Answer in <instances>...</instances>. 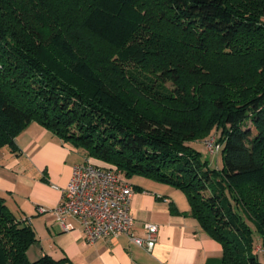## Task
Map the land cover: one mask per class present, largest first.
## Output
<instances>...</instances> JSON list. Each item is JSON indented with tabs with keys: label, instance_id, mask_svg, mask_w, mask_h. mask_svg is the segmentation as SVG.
Masks as SVG:
<instances>
[{
	"label": "trees",
	"instance_id": "1",
	"mask_svg": "<svg viewBox=\"0 0 264 264\" xmlns=\"http://www.w3.org/2000/svg\"><path fill=\"white\" fill-rule=\"evenodd\" d=\"M33 121L183 191L220 264H264V0H0V148ZM215 129L221 169L192 145ZM37 240L0 196V264H73Z\"/></svg>",
	"mask_w": 264,
	"mask_h": 264
},
{
	"label": "crops",
	"instance_id": "2",
	"mask_svg": "<svg viewBox=\"0 0 264 264\" xmlns=\"http://www.w3.org/2000/svg\"><path fill=\"white\" fill-rule=\"evenodd\" d=\"M16 143V151L9 146L0 148V196L36 232L38 240L28 250L30 260L48 254L55 259L67 257L73 264H220L222 245L190 214V204L180 189L142 176L129 178L135 190L132 232L144 236L145 223L157 224L154 249L148 251L128 234L86 242L77 218L68 217L64 226L56 215L38 213L37 207L59 203L61 189L83 155L95 164L110 165L88 157L83 149L64 142L35 121L16 137Z\"/></svg>",
	"mask_w": 264,
	"mask_h": 264
},
{
	"label": "built area",
	"instance_id": "3",
	"mask_svg": "<svg viewBox=\"0 0 264 264\" xmlns=\"http://www.w3.org/2000/svg\"><path fill=\"white\" fill-rule=\"evenodd\" d=\"M206 142L211 151L220 149L215 144V137ZM61 191L62 198L57 205H38V213L51 212L64 226L68 217L77 218L88 243L128 234L133 242L148 251L154 249L158 241V225L145 223L144 236L132 232L131 200L135 190L129 179L116 168L98 165L89 159L77 162L73 165L68 184Z\"/></svg>",
	"mask_w": 264,
	"mask_h": 264
},
{
	"label": "rangeland",
	"instance_id": "4",
	"mask_svg": "<svg viewBox=\"0 0 264 264\" xmlns=\"http://www.w3.org/2000/svg\"><path fill=\"white\" fill-rule=\"evenodd\" d=\"M167 86H171L170 82H167ZM212 134L213 135L208 137L206 140L204 139V140H201V141L193 142L192 145L196 149H198L199 151L202 152L203 157L208 160L209 165L212 168L219 169V168L223 167L222 152H220L219 154H217V153L214 154V152L211 151V149L208 146L206 141H208V140H210L211 138H214V137L218 138L220 136V130L215 129V130H213ZM85 157L86 156L83 155L82 158L80 159V162L84 161L86 159ZM181 195H182V197L186 196L183 191H181ZM250 224H251V227L254 228L253 223L250 222ZM256 238L257 239H256V243H255V252L259 253L260 260L262 262H264V247L261 244V239L258 236Z\"/></svg>",
	"mask_w": 264,
	"mask_h": 264
}]
</instances>
